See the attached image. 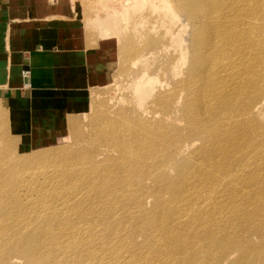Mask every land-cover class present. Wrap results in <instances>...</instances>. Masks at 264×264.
<instances>
[{"label": "rangeland", "instance_id": "rangeland-1", "mask_svg": "<svg viewBox=\"0 0 264 264\" xmlns=\"http://www.w3.org/2000/svg\"><path fill=\"white\" fill-rule=\"evenodd\" d=\"M226 1L205 17L187 11L190 0H73L90 107L40 122L47 133L34 136L10 131L0 105V264H174L183 254L191 264H264V9ZM244 23L260 37L250 50L237 38ZM206 24L214 66L192 53ZM208 144L217 166L194 167ZM140 214L163 215L148 225ZM132 215L142 227L133 233Z\"/></svg>", "mask_w": 264, "mask_h": 264}, {"label": "crops", "instance_id": "crops-1", "mask_svg": "<svg viewBox=\"0 0 264 264\" xmlns=\"http://www.w3.org/2000/svg\"><path fill=\"white\" fill-rule=\"evenodd\" d=\"M73 5V0H0V105L14 133L33 130L36 136L47 131L40 122L90 107L85 30ZM70 119L61 120L66 129L61 136L68 135ZM13 140L15 148H25Z\"/></svg>", "mask_w": 264, "mask_h": 264}, {"label": "bare ground", "instance_id": "bare-ground-1", "mask_svg": "<svg viewBox=\"0 0 264 264\" xmlns=\"http://www.w3.org/2000/svg\"><path fill=\"white\" fill-rule=\"evenodd\" d=\"M212 1H217V0H190L191 4H188L187 11H189V13H191L192 16L196 15V13H200V14H202L205 17H210L212 15V13L218 14V12L223 10V8L231 6V3L228 5V2L226 0H222L221 1V2H223L222 6H224V7H220L219 5L216 6V4L212 3ZM253 3H255V5L258 6V7H263V9H264V0H253ZM249 9L251 11L252 8L248 7V8L245 9V11L247 12ZM225 10H227V9H225ZM262 13L264 14V11ZM232 25L233 24H231L229 26L231 27ZM241 26L242 25H240V27ZM221 27H223V26H221ZM200 28H202V30L200 32H197L194 35L193 40H192V49H195V52L192 51V53L194 54V56H196L195 64L199 66L200 64L207 63L210 66H214L216 64V61H217V58L215 56V52H216L217 48H216V45H215L214 42H210L211 37H212L211 34L214 31L213 30V26L209 27V25L206 24V27H203V25H200ZM243 28L244 29H243V31L241 33V36H237V38L242 41V45L245 47V49L249 48V50L253 46L257 47L258 44H259V38H260L259 34H258V31H257L258 28L257 27H253V26H248L246 23L243 24ZM222 41L224 42L223 39H222ZM207 49H209V50L206 53ZM259 53H262V50H260V52H257L256 55L259 54ZM255 57L256 56L253 55L251 58H255ZM257 62H258L257 57L255 58V63L253 61H251V64H252L253 68H255L257 66ZM190 91H191V97H192L194 95V90L191 89L188 92H190ZM197 101H198V96L195 97V102H197ZM222 106L229 113L228 101L224 100L223 103H222ZM217 113H220V112L217 111L216 107H213V108L210 109V113H209L208 117L209 118H211L213 116L215 117ZM208 117L204 121L202 119V123H204L207 126H208ZM226 126H227V124L225 126H222V129H225ZM235 129L241 130L240 127H236ZM211 131H213V127L211 128ZM222 141L224 143L228 144V143H235L236 139L231 133L226 132V135L222 139ZM255 146L258 147V148H263L261 146V144H257ZM153 150L156 153V152L160 151V147H156L155 148L154 146H152V151ZM199 152L196 153V154H198L196 157H192L196 161H197V159L199 160V162H197V163H195V165H193L194 167L198 163H201L203 165L210 164V165H212L214 167L217 166L218 157H216V155H217L216 154V149L212 146V144L206 145L203 148L202 154H199ZM81 154H83V153H81ZM163 157H164L165 160H169V158H170L168 153L164 154ZM236 160H238V159H236ZM152 167H153V165H147L146 169H149V168H152ZM180 171H181V168L178 169V173H180ZM153 172L154 173L156 172V168H153ZM193 173H194V171H193ZM209 176L212 179H216L217 178V175H214V173L211 172V171L209 172ZM184 181H185V177L182 178V182H184ZM161 189L164 190V191L170 190L169 189V181L165 180L164 181V185L161 187ZM155 201H157L156 204L160 205L161 207H166L167 206L166 203L161 202L159 199L154 200V202ZM136 204H137V206L139 208H141V203H140V199L139 198L136 199ZM162 215L163 214H161V215L140 214L138 216V221L141 220L142 222H146L148 225H150L151 221H153V219L151 217H157V216H162ZM130 218H131L132 222L134 223V225H131V227H130V232L131 233H133L136 230L142 228V227L137 225V222L134 221L135 215H132ZM163 228L165 230H167L169 228V225L166 223V224H164ZM20 238L22 240H26L24 237H20ZM143 244L147 245L149 248L154 246L155 249H157V246H158V245H152V244H149V243H142V245ZM172 247L176 248V245H174ZM189 249H190L189 247H186V255L190 256L189 257V261H191V257L194 255V253L191 254V250H189ZM71 252L74 254L73 249H71ZM183 257H184V254H183V256H181V258H180L179 255H177L174 264H191V262L189 263L188 261L183 260L182 259Z\"/></svg>", "mask_w": 264, "mask_h": 264}]
</instances>
